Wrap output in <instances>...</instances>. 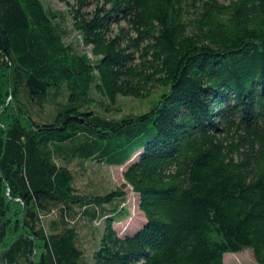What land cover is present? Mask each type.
Instances as JSON below:
<instances>
[{"label":"trees","instance_id":"16d2710c","mask_svg":"<svg viewBox=\"0 0 264 264\" xmlns=\"http://www.w3.org/2000/svg\"><path fill=\"white\" fill-rule=\"evenodd\" d=\"M60 1L0 0V264H264V0ZM95 161L125 182L80 187Z\"/></svg>","mask_w":264,"mask_h":264},{"label":"rangeland","instance_id":"374dc122","mask_svg":"<svg viewBox=\"0 0 264 264\" xmlns=\"http://www.w3.org/2000/svg\"><path fill=\"white\" fill-rule=\"evenodd\" d=\"M46 5L52 7L53 9H66L65 2L60 0H44ZM75 1V0H70ZM227 1V0H221ZM76 35L73 33L71 37ZM162 87L155 85L151 87V94L146 97L137 98L134 96H119L116 102L109 104L108 109L106 104H102L101 99L105 97L99 92H94V96L97 97L95 101L94 108L105 113L106 115L119 118L123 114L128 112H140L146 110L150 104L152 97L160 93ZM107 102L108 99H106ZM125 166L109 165L107 163H99L95 161L86 171V174L78 179L80 187H84L89 179L98 181L101 185L108 187L121 186L125 182L123 171ZM125 192L127 194V206L131 208L132 215L121 222L115 223V227L121 235L126 233H131L135 231L137 227L142 224L144 219V214L139 208V195L136 193L131 185L125 187ZM121 201V198H115L113 203ZM102 224L95 225L86 219L82 220L80 223L79 231L81 239L84 243L87 253L91 254L93 249L97 246L94 245L95 238L99 235L101 231ZM94 245V246H93ZM93 248V249H92ZM225 264H259L255 258L254 251L251 248L244 249L238 252H226L224 256Z\"/></svg>","mask_w":264,"mask_h":264}]
</instances>
